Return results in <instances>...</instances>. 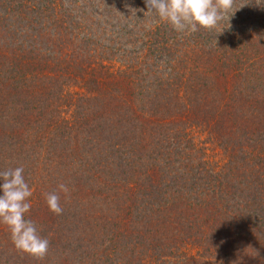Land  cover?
I'll return each instance as SVG.
<instances>
[{
	"label": "trees",
	"instance_id": "trees-1",
	"mask_svg": "<svg viewBox=\"0 0 264 264\" xmlns=\"http://www.w3.org/2000/svg\"><path fill=\"white\" fill-rule=\"evenodd\" d=\"M145 12L0 0V171L50 241L35 259L0 224V264H264V0L190 34Z\"/></svg>",
	"mask_w": 264,
	"mask_h": 264
},
{
	"label": "clouds",
	"instance_id": "clouds-1",
	"mask_svg": "<svg viewBox=\"0 0 264 264\" xmlns=\"http://www.w3.org/2000/svg\"><path fill=\"white\" fill-rule=\"evenodd\" d=\"M147 12L169 24L178 33H195L200 28L213 30L218 28L232 10L234 0H144ZM132 11H136L133 9ZM141 11H143L141 9ZM0 224L10 233L14 247L35 259L43 260L49 252L50 241L40 235L37 225L26 219L32 204L33 191L24 177V168H6L0 171ZM66 184L60 183L57 190L45 193L49 210L55 215L63 214L61 193H69Z\"/></svg>",
	"mask_w": 264,
	"mask_h": 264
}]
</instances>
